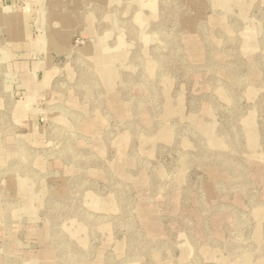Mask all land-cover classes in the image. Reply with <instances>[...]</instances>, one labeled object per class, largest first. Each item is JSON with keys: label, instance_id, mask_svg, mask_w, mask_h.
Instances as JSON below:
<instances>
[{"label": "rangeland", "instance_id": "374dc122", "mask_svg": "<svg viewBox=\"0 0 264 264\" xmlns=\"http://www.w3.org/2000/svg\"><path fill=\"white\" fill-rule=\"evenodd\" d=\"M0 264H264V0H0Z\"/></svg>", "mask_w": 264, "mask_h": 264}, {"label": "crops", "instance_id": "0c3cea01", "mask_svg": "<svg viewBox=\"0 0 264 264\" xmlns=\"http://www.w3.org/2000/svg\"><path fill=\"white\" fill-rule=\"evenodd\" d=\"M25 16L22 18H18L17 22H15V26L11 27L8 32L9 37H11V49L14 52L19 54L27 53L28 47L27 42L31 38V34L29 33L27 26H25Z\"/></svg>", "mask_w": 264, "mask_h": 264}]
</instances>
